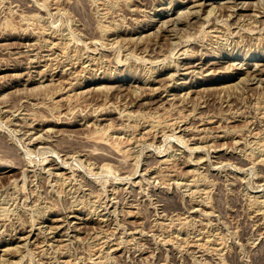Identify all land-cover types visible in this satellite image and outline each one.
I'll return each instance as SVG.
<instances>
[{
  "label": "rangeland",
  "instance_id": "obj_1",
  "mask_svg": "<svg viewBox=\"0 0 264 264\" xmlns=\"http://www.w3.org/2000/svg\"><path fill=\"white\" fill-rule=\"evenodd\" d=\"M201 1L0 0V264H264V0Z\"/></svg>",
  "mask_w": 264,
  "mask_h": 264
},
{
  "label": "bare ground",
  "instance_id": "obj_2",
  "mask_svg": "<svg viewBox=\"0 0 264 264\" xmlns=\"http://www.w3.org/2000/svg\"><path fill=\"white\" fill-rule=\"evenodd\" d=\"M198 1H200V0H198ZM229 1H230V0H229ZM229 1H228V2H229ZM234 1H235V0H234ZM234 1H233V0L230 1L231 4H233V6H234L235 4L232 3V2H234ZM239 1H241V0H239ZM226 2H227V1H226ZM236 2H237V1H236ZM244 2H245V1H244ZM196 3H197V2H196ZM198 3H199V2H198ZM201 3L203 4V0L201 1ZM209 3H210V2H209ZM246 3H247V2H246ZM188 4H189V3H188ZM226 4H227V3H226ZM226 4H224V5H226ZM240 4H241V2H240ZM242 4H243V1H242ZM242 4H241V6H242ZM248 4H249V3H248ZM248 4L246 5V7L248 6V8H249L250 5H248ZM196 5H198V4H196ZM207 5H208V4H207ZM209 5H210V4H209ZM244 5H245V4H244ZM244 5H243V7H244ZM186 6H188V5H186ZM192 6H193V4H192ZM200 6H201V4H200ZM236 6H237V4H236ZM241 6H240V7H241ZM184 7H185V6H184ZM229 7H230V4H229ZM229 7H228V8H229ZM246 7H245V8H246ZM181 8H182V7H181ZM188 8H189V7H188ZM188 8H187V9H188ZM201 8H203V7H201ZM188 10H190V9H188ZM199 10H200V8H199ZM191 11H192V10H191ZM193 11H194V8H193ZM195 11H196V9H195ZM197 11H198V10H197ZM184 12H185V11L182 12L181 16H184V15H183ZM186 12H187V11H186ZM189 12H190V11H189ZM189 12H188V13H189ZM198 12H199V11H198ZM190 13H191V12H190ZM194 13H196V12H194ZM186 14H187V13H186ZM177 15H179V14H177ZM188 15H190V14H188ZM195 15H196V14H195ZM186 16H187V15H186ZM190 16H192V15H190ZM197 16H198V15H197ZM197 16H195V17H197ZM166 17H167V16H166ZM170 17L172 18V16H169L168 19H169ZM171 18L169 19V22L171 21ZM175 18H176V17H175ZM187 18H189V17H187ZM162 19H163V18H162ZM173 19H174V18H173ZM179 19H180V18H179ZM185 19H186V18H185ZM156 20H157V19H156ZM161 21H162V20H161ZM172 21H173V20H172ZM162 22L164 23V20H163ZM165 22H166V19H165ZM155 23H156V22H154V24H155ZM167 23H168V22H167ZM171 23H172V22H170L169 24H171ZM162 25H163V24H162ZM162 25H160L159 27H161ZM165 25H166V24L164 23L163 27H165ZM157 26H158V25H157ZM166 26H167V25H166ZM161 28H162V27H161ZM156 29H157V28H156ZM158 29H159V28H158ZM162 29H163V28H162ZM162 29H161L160 31H162ZM167 29H168V28H167ZM170 30H171V29H169V31H170ZM189 55H191V54H189ZM198 57H199V56H198ZM247 57H248V56H247ZM188 58H189V57H188ZM189 61H190V60H189ZM202 62H203V61H202ZM248 62H249V61H248ZM6 63H7V62H6ZM6 63H5V64H6ZM184 63H185V62H184ZM187 63H188V62H187ZM192 63H193V62H192ZM192 63H191V64H192ZM199 63H200V62H199ZM208 63H209V62H208ZM211 63H212V62H211ZM237 63H238V62H237ZM246 63H247V62H246ZM251 63H252V62H251ZM256 63H257V62H256ZM178 64H179V63H178ZM197 64H198V63H197ZM240 64H241V63H240ZM183 65H184V64H183ZM188 65H190V62H189ZM188 65H185V66H188ZM199 65H200V64H199ZM207 65H208V64H207ZM237 65H238V64H237ZM237 65H235V66L237 67ZM248 65H249V64H248ZM253 65H254V64H253ZM256 65H257V64H256ZM4 66H5V65H4ZM4 66H3V67H4ZM191 66H192V65H191ZM193 66H194V65H193ZM197 66H198V65H197ZM197 66H196V67H197ZM215 66H216V65H215ZM257 66H260V65L258 64ZM7 67H8V66H7ZM183 67H184V66H183ZM188 67H189L188 69H190V66H188ZM198 67H199V66H198ZM210 67H211V66H210ZM212 67H214V66H212ZM232 67H233V66H232ZM236 67H235V68H236ZM241 67H242V66H241ZM262 67H264V65H263ZM203 68H204V67H203ZM221 68H224V67H221ZM227 68H228V67H227ZM238 68H239V67H238ZM256 68H258V67H256ZM188 69H187V70H188ZM199 69H200V67H199ZM224 69H225V68H224ZM224 69H222V70H224ZM185 70H186V69H185ZM191 70H192V69H190V71H191ZM193 70H195V69H193ZM220 70H221V69H220ZM222 70H221V71H222ZM242 70H243V69H242ZM260 70H261V69H260ZM4 71H5V70H4ZM40 71H41V70H40ZM176 71H177V70H176ZM198 71L201 73V69L198 70ZM203 71H204V70H202V72H203ZM211 71H212V70H211ZM211 71H210V72H211ZM261 71H262V70H261ZM27 72H28V71H27ZM27 72H26V73H27ZM37 72H38V71H37ZM191 72H193V71H191ZM215 72H216V71H215ZM246 72H248V71H246ZM251 72H252V71H251ZM253 72H255V71H253ZM259 72H260V71H259ZM39 73H40V72H39ZM41 73H42V71H41ZM41 73H40V75H41ZM43 73H44V72H43ZM194 73H195V72H194ZM217 73H218V67H217ZM236 73H237V72H236ZM248 73H249V72H248ZM5 74H6V73L4 72V75H5ZM254 74H255V73H254ZM254 74H253V75H254ZM4 75H3L2 78H4ZM214 75H215V73H214ZM226 76H227V75H226ZM52 77H53V76H52ZM0 78H1V76H0ZM28 78H29V75H28ZM50 78H51V77H50ZM161 78H162V77H160L159 79H161ZM208 78H209V77H208ZM111 79H112V78H111ZM159 79H158V80H159ZM162 79H163V78H162ZM0 80H1V79H0ZM35 80H36V79H35ZM107 80H108V78H107ZM207 80H208V79H207ZM4 81H5V80H4ZM26 81H27V80H26ZM32 81H34V80L32 79ZM36 81H37V80H36ZM51 81H52V80H51ZM5 82H6V81H5ZM23 82H24V81H23ZM38 82H39V81H38ZM58 82H59V81H58ZM60 82H61V81H60ZM160 82H161V81H160ZM21 83H22V82H21ZM51 83H52V82H51ZM53 83H54V81H53ZM56 83H57V82H56ZM115 83H116V82H115ZM120 83H121V82H120ZM57 84H58V83H57ZM112 84H113V83H112ZM116 84H117V83H116ZM28 85H29V84H28ZM60 85H61V84H59V86H60ZM121 85H122V84H121ZM104 86H105V85H104ZM107 86H109V85L107 84ZM107 86H105V87H107ZM112 86L114 87V85H112ZM159 86H160V85H157V87H159ZM64 87H65V86H64ZM118 87H120V86H118ZM25 88H26V87H25ZM62 88H63V86H62ZM107 88H108V87H107ZM153 88H154V90H155V89L157 90V88H155V87H153ZM56 89H57V88H55V90H56ZM110 89H111V88H110ZM112 89H113V88H112ZM114 89H115V87H114ZM114 89H113V90H114ZM118 89H119V88H118ZM193 89H194V88H193ZM55 90H54V91H55ZM58 90H59V88H58ZM197 90H198V89H197ZM197 90H195V91H197ZM56 91H57V90H56ZM60 91H61V90H60ZM60 91H59L58 93H60ZM84 91H87V89H85ZM82 92H83V91H82ZM191 92H192V91H191ZM52 93H55V92H52ZM155 93H157V92L155 91ZM161 98H162V97H161ZM163 98H164V97H163ZM2 99H3V98H2ZM0 103H1V100H0ZM3 103H4V101H3ZM7 106H8V105H7ZM106 113H107V112H106ZM101 114H102V113H101ZM34 118H36V117L34 116ZM34 118H32V119H34ZM59 118H60V117H59ZM59 118H57V119H59ZM36 119H37V118H36ZM40 119H41V118H39V120H40ZM57 119H56V120H57ZM100 119H102V118H100ZM201 119H202V118H201ZM51 120H52V119H51ZM59 120H60V119H59ZM199 120H200V119H199ZM204 120H205V119H204ZM31 121H32V120H31ZM31 121H30V122H31ZM33 121H34V120H33ZM35 121H36V120H35ZM35 121H34V123H35ZM43 121H44V120H43ZM43 121H42V123H43ZM46 121H47V120H46ZM61 121H62V120H61ZM66 121H67V120H65V122H66ZM207 121H211V120L209 119V120H207ZM213 121H214V120H213ZM30 122H29V123H30ZM40 122H41V120H40ZM51 122H52V121H51ZM56 122H57V121H56ZM58 122H59V121H58ZM70 122H71V121H70ZM199 122H200V121H199ZM31 123H32V122H31ZM31 123H30V124H31ZM34 123H33V124H34ZM45 123H46V122H45ZM68 123H69V122H68ZM71 123H72V122H71ZM73 123H74V122H73ZM73 123H72V124H73ZM77 123H78V122H77ZM202 123H203V121H202ZM204 123H205V122H204ZM30 124H29V125H30ZM43 124H44V123H43ZM41 125H42V124H41ZM53 125H54V124H53ZM33 126H34V125H33ZM34 127H35V126H34ZM187 127H188V126H187ZM190 128H191V127H190ZM192 128H193V127H192ZM192 128H191V129H192ZM33 129H34V128H33ZM49 129H50V128H49ZM49 129H48V130H49ZM194 129H195V127H194ZM194 129H192V130H194ZM27 130H28V129H27ZM35 130H36V129H35ZM46 130H47V129H46ZM72 130H74V129H72ZM196 130H197V129H196ZM196 130H195V131H196ZM55 131H56V130H55ZM55 131H54V132H55ZM212 131H213V130H212ZM25 132H26V131H25ZM50 132H51V131H50ZM50 132H48V133H50ZM35 133H36V132H35ZM35 133H34V134H35ZM196 133H197V132H196ZM198 133H199V132H198ZM34 134H33V135H34ZM52 134H53V132H52ZM46 135H48V134H46ZM50 135H51V134H50ZM205 136H206V135H205ZM215 136H216V135H215ZM30 137H31V136H30ZM35 137H36V136H35ZM49 137H50V136H49ZM209 137H210V136H209ZM32 138H33V136H32ZM36 138H37V137H36ZM42 138H43V137H42ZM199 138H200V137H199ZM211 138H212V137H211ZM180 140H181V139H180ZM41 142H42V141H41ZM35 146H36V145H35ZM82 149H83V148H82ZM82 149H80V150H82ZM68 150H69V148H68ZM78 150H79V149H78ZM78 150H77V151H78ZM83 150H85V149H83ZM75 151H76V150H75ZM81 152H82V151H81ZM84 153H85V152H84ZM87 153H88V151H87ZM87 153H86V154H87ZM84 155H85V154H84ZM94 158H95V157H94ZM161 160H162V159H161ZM7 161L10 162V160H7ZM7 161H6V162H7ZM0 162L2 163V161H0ZM61 162H62V160H61ZM63 163H64V162H63ZM2 164H3V163H2ZM7 164H8V163H7ZM10 164H11V163H10ZM10 164H8V165H10ZM106 164H107V163H106ZM8 165H7V166H8ZM12 165H13V164H12ZM59 166H60V165H59ZM0 169H1V168H0ZM135 170H136V169H135ZM135 170H134V172H136ZM4 171H5V170H4ZM0 174H1V173H0ZM168 203H169V202H168ZM163 208H164V207H163ZM128 212H129V211H128ZM128 212H127V213H128ZM130 214H131V213H130ZM130 216H131V215H130ZM62 217H64V216H62ZM65 218H66V217H65ZM60 219H61V217H60ZM62 219H63V218H62ZM53 220H54V219H53ZM58 220H59V219H58ZM66 220H67V219H66ZM81 221H83V220H81ZM55 222H56V221H55ZM55 222H54V223H55ZM84 222H85V221H84ZM58 223H59V222H58ZM129 223L131 224V221L128 222V224H129ZM136 223H137V222H136ZM59 224H61V223H59ZM59 224H58V226H57V224L55 225V226H57V227H55L56 229H58ZM29 225H30V224H28V226H29ZM53 225H54V224H52V227H53ZM74 225H75V224H74ZM76 225L78 226V224H76ZM83 225H84V224H83ZM132 225H134V224H132ZM32 226H33V224L31 225V227H32ZM60 226H61V225H60ZM135 226H138V225L135 224ZM52 227H50V228H52ZM72 227H74V226H72ZM78 227H79V226H78ZM78 227H77L76 229H78ZM133 227H134V226H133ZM25 228H27V227H25ZM134 228H135V227H134ZM23 229H24V228H23ZM23 229H22V231H23ZM56 229H55V230H56ZM66 229H67V228H66ZM25 230H26V229H25ZM27 230H28V229H27ZM74 230H75V228H74ZM66 231H67V230H66ZM19 232H20V231H19ZM30 232H31V231H30ZM56 233H57V232H56ZM63 233H64V231H63ZM64 234H66V233H64ZM10 235H11V234H10ZM21 235H22V234H21ZM22 236H23V235H22ZM25 236H26V235H25ZM25 236H24V237H25ZM27 236H28V235H27ZM9 237H10V236H9ZM14 237H15V236H14ZM17 237H18V236H17ZM20 237H21V236H20ZM10 238H11V237H10ZM18 238H19V237H18ZM22 238H23V237H22ZM25 238L27 239V237H25ZM3 239H4V238H3ZM1 240H2V239H1ZM109 240H110V239H109ZM109 240H108V241H109ZM11 241H12V240H11ZM110 241H111V240H110ZM1 242H2V241H1ZM14 242H15V241H14ZM103 242H105V241H103ZM105 243H107V242H105ZM115 243H116V242H115ZM117 243H118V242H117ZM117 243H116V244H117ZM118 244H119V243H118ZM194 244H195V243H194ZM110 245H111V244H110ZM190 245H191V243H190ZM198 245H199V244H198ZM194 246H195V245H194ZM8 247H9V246H8ZM36 247H37V246H36ZM197 248H198V247H197ZM116 249H117V247H116ZM198 249H199V248H198ZM258 254H259V253H257V255H258ZM256 257H257V256H256Z\"/></svg>",
  "mask_w": 264,
  "mask_h": 264
}]
</instances>
